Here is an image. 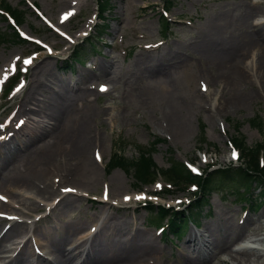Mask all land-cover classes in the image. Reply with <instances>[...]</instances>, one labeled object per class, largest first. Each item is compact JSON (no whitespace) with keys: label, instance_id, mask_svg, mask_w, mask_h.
Wrapping results in <instances>:
<instances>
[{"label":"rangeland","instance_id":"374dc122","mask_svg":"<svg viewBox=\"0 0 264 264\" xmlns=\"http://www.w3.org/2000/svg\"><path fill=\"white\" fill-rule=\"evenodd\" d=\"M1 1L10 9L19 8L24 12L20 24H18L17 33L25 37L26 43L11 44L0 40V73L4 71L2 74L6 75V77L1 78L0 84L6 87L8 77L19 71L22 58L38 50V45L37 48L32 46L31 40L43 42L56 49L52 57L44 56L43 51L36 55L37 58L32 62L33 66L26 78L25 90L21 93L22 95H19V92L16 93L19 95L16 102L21 104L24 101L22 104L28 105L25 101L29 96L27 92L34 83L31 82L32 73H36L38 69L43 68L45 75L48 73L45 77L48 76L47 79L52 84L62 82L72 85L81 73L86 74L82 87L85 89L91 85L93 88V95L86 90L87 100L92 104L89 119L90 129L87 132L92 136L94 135V139H99L98 144H91L86 148V153L90 160L97 162V156L101 158V163L95 165V169L88 170L87 173L75 170L76 166L73 162H70V165L66 164L69 173H64L67 175L57 173L54 170L50 177L57 187V191L50 197H34L30 192H25L22 195H12L7 190L0 189V195L5 200L4 202L0 201V203L6 204V209H2L4 214L13 215L18 220L23 219L26 221L45 211L47 206L50 208V218L40 224V227L54 229L50 237L42 242V245L46 248V258L49 261H51L52 256L47 253L48 250L50 252L53 249L54 236L61 235L62 228L68 223H77L87 228H96L98 224L104 228L107 223L110 225L114 223L117 225L116 228L119 229L118 234L114 236L119 235L121 239H127L126 237L129 234L132 236L135 230L148 233V236L151 237L152 235L154 237V244L157 246L158 252L141 255H154L153 258H155L157 264H183L185 256H195L196 254L191 250L187 251L183 242L179 244L176 251L172 250L170 245L163 240V237L158 236L155 232V228L162 226L166 220L158 219L154 212L150 213L143 209L144 203L139 204L150 201L172 207L179 205L178 203L182 204L186 200L188 202L193 195L179 193L174 198L166 196L164 199L159 200L154 195L164 194L163 190L167 188L165 179L160 177L148 178L146 181L147 186L145 185L137 192L135 190L137 185L133 183L131 175L119 169L107 172L106 164L114 150L119 151L125 158L136 157V150L146 147L153 138L162 140L151 151L154 166L162 171L173 160L185 164L195 160L192 165L200 172L205 171L207 168V171H211L229 167L231 164L229 160L230 140L235 136L243 138L245 146L254 147L256 144L264 146V100L255 99L248 104H242L237 108L234 107L221 112L217 108L218 101H221L220 97L227 96L225 94L227 91H222L220 84L208 83L206 80L210 76V72H214L208 71L209 67H215L213 70L216 73L221 70L219 65H214L216 53L205 55L195 53L192 50V46L199 40L200 33L205 29L207 30L208 25L211 22L214 23L215 20H217V25L221 30L220 37H218L221 38L223 35L218 40H220V45L224 50L228 49L225 46L230 38L244 35V33L250 35L262 34L264 39V14L260 15V13L248 17V20L244 23L245 29H242L238 22V18L245 8L252 7L255 4L264 5V0H109V8L103 14L104 18L100 20L94 18L96 16L95 0ZM21 2L26 3V6L22 5ZM167 2L170 4L167 5ZM163 3L165 7L167 6V9H165L167 11L166 19L169 21L168 28L170 32L166 39L162 38L159 31V12ZM40 17L47 20L52 29L45 27ZM65 17L68 18L64 20ZM91 22L98 23L102 27V30L100 29V42L95 43V47L100 53L92 59L94 62L99 61L101 67L105 64L108 75L104 76L101 69L93 71V73L78 70L69 74L63 68V60L73 45L66 43L67 41L62 36L67 35L75 43H78L80 41L77 37L78 34L88 30V26H92ZM4 27L5 23L0 21V29ZM225 31L226 33H224ZM158 40L164 42L161 47L152 51L144 50L146 43H153ZM105 44L109 48L104 47ZM78 46L81 51H88L87 44L81 42ZM235 51H239L241 57L237 54L233 55L232 65L233 60L236 59H242L243 61L246 59L245 63L249 64L255 54L253 45L240 44ZM244 52L245 57H242ZM140 56L154 58L156 64L136 65L134 60ZM175 57L185 58L188 61L186 62L187 68L182 69L178 63H170L168 69L166 65H163L164 60ZM234 66L236 65L234 64ZM155 68H161L159 73H157L158 71L154 72ZM166 69L165 76L163 72ZM249 73H253V70L249 69ZM249 78L251 77L247 78L246 83H240L237 86L240 95L248 93L250 89L254 88L250 84ZM166 80L172 84H168ZM97 83L106 84L110 87V90L103 95H95ZM201 83L205 84L206 92L200 90L199 84ZM45 88L48 90L47 86ZM198 94L202 97L200 96V99L197 98L195 102H192ZM11 98V94L8 93L6 97L4 96L0 100V114L10 106L11 102L9 100ZM35 98L39 101L43 100L41 95H35ZM211 102H214V107H210ZM71 104L72 100L66 101L65 107H69ZM169 113L180 119V121H187L186 131L181 138H175L169 132V126L166 122ZM254 116L258 117L262 123V129H259V131L248 124V120ZM31 118L35 121L42 120L35 114L31 115ZM13 122L14 120L11 122V126H13ZM0 123H2L1 115ZM29 130H31V124L28 123L16 133L15 139L0 147V158L8 151L13 152L16 150L22 140L25 139V134L29 133ZM45 141L46 138L37 139L27 145L25 147L27 151L21 150L15 155L16 157L14 156L15 158L13 157L14 161H10V165L12 167L16 166V162L22 158L29 159V154L33 153L34 149L39 148ZM47 162L51 165L56 163L53 160L44 159L41 160V165H45ZM51 165L50 168H53ZM237 165L238 162H232V166ZM61 171L63 172V170L59 172ZM65 177L67 178L64 179ZM243 185L244 182L238 178L222 182L215 180L212 194L209 196L207 203L203 204L200 209L192 210V219L199 224V231H194L187 222L186 232L189 235L203 234L205 239L208 240L206 229L208 226H214L220 233L224 223L229 222L231 225H235L238 219L247 216L249 218L243 227V233L239 238L241 240L238 243L243 242L244 245L247 241H252L253 238H249L247 235L248 233H254L257 226L260 227L258 228L257 238L264 239V195L261 196L258 193L260 188L256 187L255 184L250 186L246 195L244 191L242 192ZM62 190H68L66 191L67 195L62 194ZM103 191L106 193L108 201L98 203L101 200ZM133 195H141L145 198L134 201ZM124 196L131 197L128 201L129 204L124 203ZM242 198H248L255 204L260 203V208L255 211L250 206L249 211L244 212V207L249 206V204L242 201ZM63 199L71 201L72 206L69 208L62 207L60 204L55 206L57 201L60 202ZM91 201L95 203H91ZM173 203L175 204L173 205ZM20 225L24 230L26 225L23 223H20ZM35 225L37 223L30 220L28 227L32 230ZM2 226L3 223L0 222V230ZM252 228L253 230H251ZM104 229L103 234L106 233V229ZM23 230L8 235V239L11 240L3 244V249H0V264L9 263V256L12 255ZM70 236L62 244V249L65 252H69L70 244L68 242H70L69 239L71 240L72 235ZM90 243L81 244L80 248L76 243L78 250H70L74 255L80 257L77 261H80L83 257V254L77 252H80L83 248L89 250ZM246 244L255 247L261 245L259 242ZM91 248L93 249V245ZM235 248L236 244L233 243L230 249L219 253L211 264H217V261L220 264H234L232 257L235 255L233 250ZM143 249L147 251V248L143 247ZM28 252L30 251L28 250ZM247 256L252 261L258 258L256 255ZM246 258L241 256V260ZM132 261L129 263L133 264ZM38 262L40 263V261ZM28 263L31 262L28 261ZM68 264H72V262Z\"/></svg>","mask_w":264,"mask_h":264},{"label":"bare ground","instance_id":"6f19581e","mask_svg":"<svg viewBox=\"0 0 264 264\" xmlns=\"http://www.w3.org/2000/svg\"><path fill=\"white\" fill-rule=\"evenodd\" d=\"M256 5L257 4L253 5L252 7L249 6L245 8L244 12L239 16L238 22L242 29H245L244 23L248 20V17L250 18L251 15L260 13V15L264 14V5ZM217 23V20H215L214 23L211 22L208 25L209 27L207 30L205 29L200 33L199 40L192 46V50L195 53L197 52L207 55L215 52L216 57L214 58H216V60L214 61V65H219V68L221 70L223 69L222 71L219 69L220 71L216 73V71L213 70L215 67H209L208 71L214 72H210V76L206 78L208 83L213 82V84H220L222 86V91H227V93H225L227 94V96L225 95L226 97H220L221 101H218L219 103L217 108H219L221 112H225L227 109H232L234 107L237 108L238 106L242 104H248L255 99L264 100V39L262 34L250 35L244 33V35L230 38V40L226 42L225 46L228 47V49L224 50L220 45V40H218L221 39L223 35L221 38H219V33L221 30ZM224 33H226V31ZM240 44L253 45L255 48L254 57H252V61L249 64L245 63L246 59L244 61L242 59H236L235 61L233 60L232 65L231 60L233 55L237 54V56H240L239 51H235ZM242 57H245V52L242 54ZM154 61H156L154 58L152 59L148 56H140L134 60V63L136 65H145L148 63L156 64ZM163 62V65H166L167 69L170 67V63H178L183 69L184 67L187 68L186 62L188 61H186L185 58L180 59L179 57H175L169 60H164ZM234 64L236 66H234ZM106 68L107 66L105 64L101 67V71L104 76H107ZM42 69L43 68H41V70L38 69L36 73H32L33 76L31 77V82L33 81L34 83L32 84L31 89L27 92V95L29 96L25 103L30 104L33 107L29 108L23 104L18 110L19 114H21V117H25V121L28 119L29 115L34 114L40 117L42 120L39 119V121H35L31 119V130H29L28 134H25V139L22 140V143L18 145L16 150L13 152L8 151L0 158V189H5L9 192V194L12 195H22L25 194V192H30L34 195V197H50L55 193V191H57V187L54 185V182L50 177L54 170L57 173H63L67 175L66 173H69L68 165H70V162H73L76 166L75 170H78V172L83 171L87 173L88 170L95 169V165L101 163L100 156H97L99 159H96V162L94 160H90L86 153L87 147H89L91 144L95 145L97 142H99V139H94V135L92 136L87 132L88 129H90L89 119L92 111V104L86 99L87 91L82 87L84 79L87 75L81 73L72 85H67L62 82L52 84L47 79L48 76L45 77L48 73L45 75L44 69L43 71ZM160 69L161 68H155L154 72L158 71L157 73H159ZM167 69L163 72L165 76ZM249 69L253 70V73H249ZM167 76H169V74H167ZM248 77H251L249 78L250 84L254 88L250 89L248 93L240 95L237 86L240 83H246ZM253 78L254 80H252ZM166 82L168 84L171 83L167 80ZM45 86H47L48 90L45 88ZM220 94H222V92H220ZM35 95H41L43 100L39 101L37 98H35ZM200 96L201 95L199 94L195 96V99L192 102H195L197 98L200 99ZM69 100H72V104L69 107H67L68 105L66 104L67 106L65 107V102ZM214 105V102H211L210 107H214ZM216 114L218 113L216 112ZM167 117L168 118L166 119V122L169 126L170 134L175 138H181L182 135H184L183 133L186 131L187 121H180V119L176 118L174 115H171V113H169ZM43 138H46V141L43 142L39 148L36 147L33 153L29 154V159L22 158L16 162V166L12 167V165H10V161H12L13 157L21 150L27 151L25 148L27 145L33 143L37 139ZM13 139H15V136H13L10 140ZM44 159H49L51 161L53 160L56 163L51 165L47 162L45 165H41V160ZM50 165L53 168H50ZM60 170H63V172H59ZM66 178L67 177L64 179ZM62 194H66V191L62 190ZM126 197L129 199L126 200ZM133 197L134 201H140L143 198L141 195H133ZM137 197H141V199H137ZM3 198L4 197L0 195V199L5 201ZM130 199V196L123 197L124 202H128ZM58 204L66 208L72 206V202L67 199L57 202L55 206ZM2 209H6V204L4 205L0 203V213L3 212ZM46 216L47 215H45L43 218ZM248 218L249 217L245 216L240 223L236 222L235 225H231L229 222L224 223L222 232L220 233L219 230L214 226H208L206 228L208 233L207 237L209 238L208 241H198L195 245H193L191 252L196 255L193 257H188V255L185 256V261L183 264H211V262L217 258L219 253H223L230 249V247L233 246V243L236 244L235 250L233 249L235 255L232 257L234 264H264V239L257 238L258 228L260 227L257 226L254 230V233H248L247 235L249 238H253L254 241L250 240L246 242L249 244L259 242L261 244L259 245L260 247L242 245L243 242H241V244L238 243L241 240H239V238L243 233V227L247 223ZM116 226L117 225L114 223L112 225L107 223L104 226L106 233L94 235L92 239L89 240V243L91 241L89 244L90 249L83 253V257L80 261H77L80 259V257L74 255L72 251L65 252L62 249V244L70 235L74 237L75 235L77 236L82 234L86 237L91 233V231H88L89 229L87 230L80 224L68 223L64 228H62L63 231L61 230V235L57 237L54 236L53 249L50 251V255L52 256L51 261H40V263L68 264L69 262H72V264H128L130 261L136 259L135 261H132L133 264H157L155 258H153L154 255H141L158 252L157 246L154 244V237H152V235L150 237L147 235L148 233L146 234L144 232L135 230L132 236L127 237V239H121L119 235H117V237L114 236L119 232V229L116 228ZM104 228L102 227L101 229L103 230ZM253 228L251 230H253ZM21 229V225L17 222H14L9 228L10 232L8 235L16 233ZM52 230V228L48 227L47 229H37L35 232L37 237L41 235L49 236L52 234ZM194 236L195 234L189 235L187 242L192 243L189 240L195 241L196 236ZM198 238L202 239L205 237L202 234L199 235ZM9 241L10 240L8 239L7 235L0 237V249H3V244L8 243ZM85 241L86 239L84 238L83 241H79V243L77 242V245L80 247V244ZM92 245L93 249L91 248ZM140 245H142V247H140ZM143 247L147 248V251L144 250ZM238 255L245 256L247 258L245 260H241V256L239 257ZM247 255H256L258 258L257 260L252 261ZM217 262V264H220L219 261ZM9 264H29L27 252L23 251L22 253H18L11 259Z\"/></svg>","mask_w":264,"mask_h":264},{"label":"trees","instance_id":"16d2710c","mask_svg":"<svg viewBox=\"0 0 264 264\" xmlns=\"http://www.w3.org/2000/svg\"><path fill=\"white\" fill-rule=\"evenodd\" d=\"M108 2L109 0H98L100 19L104 18L103 14L109 8ZM0 4L2 5L1 8L7 11L17 24H20L24 12L19 8L10 9V7L3 2H0ZM1 19L0 21H2ZM159 24L162 27V31L167 30V24L162 19ZM100 29L102 30V27L99 26L95 30V40L100 36ZM0 40L7 41L11 44L21 42L9 27L5 30H0ZM87 40L86 42L91 44V39ZM79 51L80 49L78 50V48H76L72 58H78L80 54ZM248 124L257 131L262 129V123L258 117L254 116L249 119ZM161 142L162 140L153 138L146 147L136 150V157L133 158H125L119 151L117 152L114 150L106 167L107 172L119 169L131 175L133 183L137 185L135 189L137 191L147 184L146 181L148 178L154 179L155 177L165 179L172 187L178 190H181L182 187L187 188L190 184H194L199 188V194L195 198L194 204L191 205L188 210L175 212L172 210H165L161 207L154 208L150 205L146 206L145 210L150 213L155 212L156 218H167V232L172 236L179 237L186 228V223L191 221L193 217L192 210L200 209L203 204L207 203L209 196L212 194L215 180L222 182L224 180L238 178L244 182L242 188L245 192L250 189L251 185L255 184L256 187L260 188L258 193H260L261 196L264 195V146L260 144H256L254 147L245 146L243 138L235 136L231 139V144L238 151V165L214 170L206 173L204 176L197 177L188 172L180 162L174 160L169 163V166L165 170L162 171L157 169L152 161L151 151ZM167 194L170 193L168 192ZM259 205L260 203H254V208L259 209Z\"/></svg>","mask_w":264,"mask_h":264},{"label":"snow or ice","instance_id":"6c2138e0","mask_svg":"<svg viewBox=\"0 0 264 264\" xmlns=\"http://www.w3.org/2000/svg\"><path fill=\"white\" fill-rule=\"evenodd\" d=\"M18 59H19V58H18ZM23 63H24L25 65H29V64L31 63V61H30V60H25ZM17 90L19 91V89H17ZM101 90L103 91L104 89H101ZM21 123H23V122H21ZM232 156H233V159H235V158H236V153L233 152ZM98 159H99V157H98ZM193 170L195 171V169H193ZM125 199L127 200V199H129V198L126 197ZM137 199H141V197H137Z\"/></svg>","mask_w":264,"mask_h":264}]
</instances>
